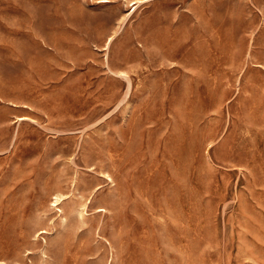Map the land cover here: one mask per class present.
I'll return each instance as SVG.
<instances>
[{
  "label": "rangeland",
  "instance_id": "rangeland-1",
  "mask_svg": "<svg viewBox=\"0 0 264 264\" xmlns=\"http://www.w3.org/2000/svg\"><path fill=\"white\" fill-rule=\"evenodd\" d=\"M0 264H264V0H0Z\"/></svg>",
  "mask_w": 264,
  "mask_h": 264
},
{
  "label": "bare ground",
  "instance_id": "bare-ground-1",
  "mask_svg": "<svg viewBox=\"0 0 264 264\" xmlns=\"http://www.w3.org/2000/svg\"><path fill=\"white\" fill-rule=\"evenodd\" d=\"M62 196H63L62 194L61 195H57L55 197V201L57 202V201L61 200ZM85 210H86V205H84L83 207L79 208V212L81 214H84Z\"/></svg>",
  "mask_w": 264,
  "mask_h": 264
}]
</instances>
